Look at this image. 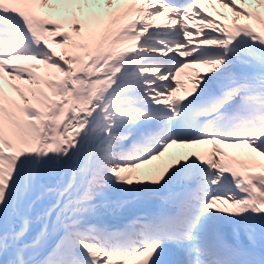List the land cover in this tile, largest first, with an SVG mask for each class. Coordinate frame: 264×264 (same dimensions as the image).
<instances>
[{"label": "snow or ice", "instance_id": "snow-or-ice-1", "mask_svg": "<svg viewBox=\"0 0 264 264\" xmlns=\"http://www.w3.org/2000/svg\"><path fill=\"white\" fill-rule=\"evenodd\" d=\"M0 264H264V0H0Z\"/></svg>", "mask_w": 264, "mask_h": 264}, {"label": "bare ground", "instance_id": "bare-ground-1", "mask_svg": "<svg viewBox=\"0 0 264 264\" xmlns=\"http://www.w3.org/2000/svg\"><path fill=\"white\" fill-rule=\"evenodd\" d=\"M210 8L214 9L215 12L217 13L218 11H227L225 9H221L220 6H215V8H213L211 5H210ZM200 71L201 72H204V69L203 68H200ZM235 150V149H234ZM176 151H183V149H176Z\"/></svg>", "mask_w": 264, "mask_h": 264}]
</instances>
